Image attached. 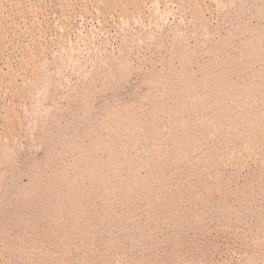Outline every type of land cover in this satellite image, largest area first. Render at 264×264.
<instances>
[{"label":"rangeland","instance_id":"374dc122","mask_svg":"<svg viewBox=\"0 0 264 264\" xmlns=\"http://www.w3.org/2000/svg\"><path fill=\"white\" fill-rule=\"evenodd\" d=\"M0 264H264V0H0Z\"/></svg>","mask_w":264,"mask_h":264}]
</instances>
